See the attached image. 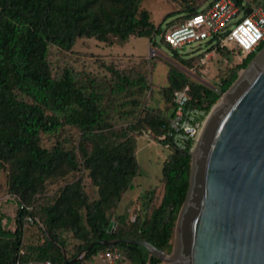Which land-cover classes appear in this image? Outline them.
I'll return each instance as SVG.
<instances>
[{"label": "trees", "instance_id": "16d2710c", "mask_svg": "<svg viewBox=\"0 0 264 264\" xmlns=\"http://www.w3.org/2000/svg\"><path fill=\"white\" fill-rule=\"evenodd\" d=\"M143 1L0 0V170L16 207L13 229L2 225L3 219L5 224L11 220L0 213V264H92L95 256L111 251L121 253L127 264L161 263L145 249L125 243L94 244L74 260L91 243L116 239L145 241L166 255L171 252L188 187L189 147L170 152L161 168L158 203L152 191L145 192L130 219L116 209L139 176L136 140L149 132L150 140L159 143L172 116L173 94L185 87L187 107L206 115L254 53L233 65L228 60L232 52L216 47L225 62L216 75L219 94L169 67L166 86L157 90L162 108L155 109L141 102L150 90L154 57H141L128 70L117 69L114 61H97L108 76L77 73L65 63L77 40L94 39L114 48L131 38H147L151 47L168 49L186 68L197 64L201 55L183 59L162 35L206 9L210 0H197V5L194 0H164L173 11L159 25L140 8ZM252 2L264 11V0ZM168 19L173 20L163 28ZM70 131L75 140L66 137ZM84 179L96 189V200L85 192ZM49 186L56 189L50 193ZM27 215L34 219L31 224L25 223ZM112 221L115 227L108 233Z\"/></svg>", "mask_w": 264, "mask_h": 264}, {"label": "water", "instance_id": "95a60500", "mask_svg": "<svg viewBox=\"0 0 264 264\" xmlns=\"http://www.w3.org/2000/svg\"><path fill=\"white\" fill-rule=\"evenodd\" d=\"M189 154L168 255L145 241L116 239L93 242L74 260L94 244L125 243L165 264H264V47L211 107Z\"/></svg>", "mask_w": 264, "mask_h": 264}, {"label": "rangeland", "instance_id": "374dc122", "mask_svg": "<svg viewBox=\"0 0 264 264\" xmlns=\"http://www.w3.org/2000/svg\"><path fill=\"white\" fill-rule=\"evenodd\" d=\"M194 1V4L197 5V0ZM247 1L253 5H258L252 2V0ZM240 2L243 1L240 0ZM140 8L149 13L150 21L154 25L161 24L164 16L173 11L172 7L164 0H144L141 3ZM243 16L244 13L239 12L238 17ZM172 20L173 19H168L164 24H162V27L165 28V24ZM155 40L157 41L158 39L156 38ZM182 50L185 54H180L176 51L182 58H186L193 54L187 52L189 48H183ZM72 51L74 55L70 59L65 60V63L70 65L77 73L85 71L91 75L98 76H108V74L98 69L96 63L97 61L102 60L106 64L110 61H114V65L117 69L128 70L133 64H137L139 62V58L154 57L155 63L152 64V69L149 75L150 90L145 91L141 97V102L150 109L162 108L161 98L157 90L166 86V72L169 67L179 70L195 82H203L212 87L217 82L216 75L218 70L223 68L225 63L224 59L220 58L217 54H214L206 67L208 71L206 76H203L198 70H194L192 73L189 71V68H186L177 62L172 57V54L168 49L164 47H161L160 49L151 47L150 41L147 38H131L123 47L114 48L106 47L103 44L96 42L94 39L77 40ZM259 51L260 50L258 49L254 53V56ZM228 60L235 65L242 59L239 54L235 55L234 53H230L228 55ZM243 70L244 69L240 70L238 75H241ZM150 91H152V93H150ZM65 135L71 140H75L76 138V133L73 131L66 132ZM169 154L170 151L168 149H165L157 142L145 139L143 135L136 140L135 158L139 167V176L132 181V189L128 190L123 196L116 209V214L126 212L129 214V218L133 219L134 215L132 211L141 207L143 202L142 197L147 191L153 192L154 197L157 199L155 204L158 203L162 195V185L160 183L161 168ZM71 179L72 176H68L67 181H70ZM83 186L85 192L90 197V200H96V189L90 185L88 179L83 180ZM55 189L56 186H49L47 190L52 193ZM15 209L16 207L14 203L6 193L5 172L0 170V213H2L6 219L11 220L9 224H5V219L2 220V225H4L7 229L14 227L13 219L10 217L14 216ZM173 238L174 235L172 234V239L170 241L171 246ZM160 264L165 263L161 262Z\"/></svg>", "mask_w": 264, "mask_h": 264}, {"label": "built area", "instance_id": "2783aa9c", "mask_svg": "<svg viewBox=\"0 0 264 264\" xmlns=\"http://www.w3.org/2000/svg\"><path fill=\"white\" fill-rule=\"evenodd\" d=\"M210 0L206 9L197 14L185 17L182 21L169 27L162 38L165 44L180 54H185L183 48H189L192 55L183 59L200 56L198 63L189 68L190 72L198 70L203 76L208 74L209 61L216 54V47L239 54L241 59L255 53L264 47V11L259 5H253L247 0ZM238 4L240 8H238ZM250 9L248 16L238 17L239 12ZM195 46V47H194ZM152 52V51H151ZM202 68V70H201ZM217 83V82H216ZM200 84L218 93L215 86ZM188 88L173 94L174 109L168 119L166 133L159 137V143L170 152L173 150H186L192 152L200 134L204 112L188 108ZM221 94H219V97ZM143 137L150 140L149 132H143ZM28 212L31 208H25ZM34 219L27 215L25 223L31 224ZM27 264H53L50 261ZM92 264H127L121 253L111 251L99 254L93 258Z\"/></svg>", "mask_w": 264, "mask_h": 264}, {"label": "crops", "instance_id": "0c3cea01", "mask_svg": "<svg viewBox=\"0 0 264 264\" xmlns=\"http://www.w3.org/2000/svg\"><path fill=\"white\" fill-rule=\"evenodd\" d=\"M10 218H12L13 219V217H10ZM6 221V220H5ZM11 222V221H10ZM11 229H13V228H11Z\"/></svg>", "mask_w": 264, "mask_h": 264}]
</instances>
